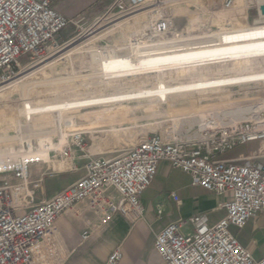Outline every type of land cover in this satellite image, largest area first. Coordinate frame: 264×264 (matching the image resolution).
Instances as JSON below:
<instances>
[{"label":"built area","instance_id":"obj_1","mask_svg":"<svg viewBox=\"0 0 264 264\" xmlns=\"http://www.w3.org/2000/svg\"><path fill=\"white\" fill-rule=\"evenodd\" d=\"M161 1L114 0L103 18L122 17ZM58 2L0 0V89L73 43V39L57 42L71 24L55 10ZM222 5L231 9L233 0H223ZM149 13L154 14L146 34L135 37L130 46L176 38L169 16L158 7ZM251 107L244 119L203 120L194 141L171 133L150 134L117 156L91 159L82 177L51 198H45V174L30 181V167L56 160L61 166L56 172H76L73 152L84 150L87 133L77 129L76 122H68L72 130L63 140L54 143L42 136L21 141L0 160V264H64L70 252L56 238L60 218L73 222L81 241L116 216L132 224L140 221L145 213L141 195L160 162L187 175L192 186L227 198L217 223L207 225L195 215L169 223L155 235L153 246L164 264H264V257L254 260L230 231L242 230L264 211V164H255L250 157H226L241 146L264 142V101ZM51 172L56 173L55 168ZM171 197L178 202L175 195ZM122 258L117 248L103 264H119Z\"/></svg>","mask_w":264,"mask_h":264},{"label":"rangeland","instance_id":"obj_2","mask_svg":"<svg viewBox=\"0 0 264 264\" xmlns=\"http://www.w3.org/2000/svg\"><path fill=\"white\" fill-rule=\"evenodd\" d=\"M260 1L233 0L227 10L223 0H162L122 17L103 18L105 10L94 20L71 21L57 42L73 43L0 89V160L23 140L46 136L55 143L61 133L72 130L67 120H75L77 129L87 133L84 150L73 152L78 170L58 173L56 160L30 167V181L45 174L49 198L63 188V180L80 175L86 161L117 156L150 134L197 140L202 115L264 101V41L257 39L264 20L253 21ZM157 7L172 19L176 38L130 46L146 33L154 14L149 11ZM218 34L226 43H217ZM162 46L161 54L135 57ZM127 51L133 55L126 56ZM114 68L126 76L106 77L104 71ZM167 88L184 92L147 95ZM46 107H61L59 117L39 111ZM255 147L264 149V142L241 146L240 156ZM249 157L264 164V153L244 158Z\"/></svg>","mask_w":264,"mask_h":264},{"label":"crops","instance_id":"obj_3","mask_svg":"<svg viewBox=\"0 0 264 264\" xmlns=\"http://www.w3.org/2000/svg\"><path fill=\"white\" fill-rule=\"evenodd\" d=\"M246 1L251 2V0ZM113 2L114 0H59L55 10L69 21H90L101 16ZM262 4H264V0L256 4L254 23L264 20V17L259 13V6ZM248 17L247 13L246 18ZM220 35L216 36L217 43H226ZM236 36L238 38L237 33ZM257 39L264 41V27L260 29ZM164 48L165 46H162L141 51L135 53V57L158 55L164 51ZM125 55L130 56L133 53L127 51ZM109 57L105 58L109 59ZM129 73L133 74L130 71ZM104 74L106 77L126 76L125 72H117L116 68L108 69L104 71ZM59 121L57 120V123ZM263 153L264 149L255 147L240 156L239 147L229 152L226 157L235 159L262 155ZM86 163L87 161L84 162V164ZM79 172L81 174L77 177L63 180L64 185L61 190L71 186L84 175V166L80 167ZM172 194L178 198V202L172 199ZM226 200L227 198L224 196L192 186L187 175L172 169L166 162H160L153 182L141 195L140 201L145 213L140 221L132 224L126 219L116 216L110 223L95 230L88 240L81 241L79 231L73 222L66 218H60L56 223V238L70 252L64 264H103L108 255L117 248L123 254L119 264H164L153 246L155 235L169 223L195 215L201 216L207 225H213L223 218L224 212L220 205ZM157 211L161 213L157 214ZM230 231L240 245L250 252L254 260L264 257V211L247 222L240 233H237L234 228H231Z\"/></svg>","mask_w":264,"mask_h":264},{"label":"bare ground","instance_id":"obj_4","mask_svg":"<svg viewBox=\"0 0 264 264\" xmlns=\"http://www.w3.org/2000/svg\"><path fill=\"white\" fill-rule=\"evenodd\" d=\"M146 34V33H144ZM238 35V39L240 41V35L237 33ZM144 44H146V42H143ZM141 44V43H140ZM149 44H153V43H149ZM264 76V75H263ZM262 76V77H263ZM247 79V78H246ZM260 79V78H259ZM218 83V82H217ZM224 83V82H223ZM239 83V82H238ZM208 85V84H207ZM214 85V84H213ZM197 86V85H196ZM200 86V85H199ZM202 86V85H201ZM215 86V85H214ZM219 86V85H218ZM221 86V85H220ZM203 87V86H202ZM207 87V86H205ZM209 87V85H208ZM207 87V88H208ZM211 87V86H210ZM194 89V88H193ZM197 90V89H196ZM180 92H184V90L182 88H167V89H164V90H161V91H155V92H152L150 94H147L148 96L150 97H161V96H164V95H169V94H175V93H180ZM142 94V93H141ZM146 94V93H145ZM131 96V95H130ZM129 96V97H130ZM123 97V96H122ZM127 98V97H126ZM133 98H134V95H133ZM140 98V97H138ZM113 99V98H112ZM124 99V98H123ZM129 99V98H128ZM127 100V99H126ZM105 101V100H104ZM108 101V100H107ZM73 102V101H72ZM114 103V102H113ZM120 103L119 101H117L115 104H118ZM79 105V104H78ZM62 106V105H61ZM65 109V108H64ZM253 109V107H244L242 109H237V110H231V111H227V112H217V113H211V114H208V115H202L201 117H199V121H198V124L199 126L202 125V121L203 120H207V119H210L211 117L213 118V121L214 123L216 122H219V120L221 119V117H230L232 120H235V119H244L246 118V115L251 112ZM39 111H42V112H51L53 113L56 117H59L60 115V111H61V107H46V108H40ZM220 118V119H219ZM59 121V120H58ZM60 122V121H59ZM68 122H73V120H67V123ZM59 132V131H58ZM65 136L66 134H63L61 133L59 135V138L60 140H63L65 139ZM40 157L42 159H46L47 155L46 153H40Z\"/></svg>","mask_w":264,"mask_h":264},{"label":"water","instance_id":"obj_5","mask_svg":"<svg viewBox=\"0 0 264 264\" xmlns=\"http://www.w3.org/2000/svg\"><path fill=\"white\" fill-rule=\"evenodd\" d=\"M259 13L262 17H264V4L259 6Z\"/></svg>","mask_w":264,"mask_h":264}]
</instances>
